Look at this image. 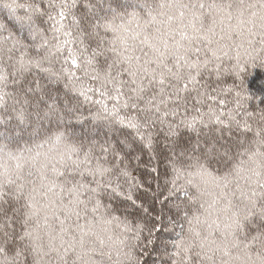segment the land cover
I'll use <instances>...</instances> for the list:
<instances>
[{
    "label": "snow or ice",
    "instance_id": "1",
    "mask_svg": "<svg viewBox=\"0 0 264 264\" xmlns=\"http://www.w3.org/2000/svg\"><path fill=\"white\" fill-rule=\"evenodd\" d=\"M264 0H0V264H264Z\"/></svg>",
    "mask_w": 264,
    "mask_h": 264
},
{
    "label": "trees",
    "instance_id": "2",
    "mask_svg": "<svg viewBox=\"0 0 264 264\" xmlns=\"http://www.w3.org/2000/svg\"><path fill=\"white\" fill-rule=\"evenodd\" d=\"M248 73L249 87L256 92L264 91V68H249Z\"/></svg>",
    "mask_w": 264,
    "mask_h": 264
}]
</instances>
